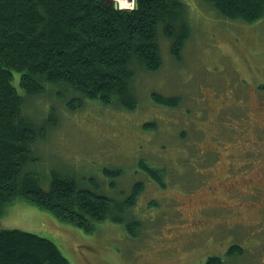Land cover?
<instances>
[{
  "label": "rangeland",
  "instance_id": "obj_1",
  "mask_svg": "<svg viewBox=\"0 0 264 264\" xmlns=\"http://www.w3.org/2000/svg\"><path fill=\"white\" fill-rule=\"evenodd\" d=\"M193 1L180 60L163 41V66L137 74L135 109L87 100L36 145L42 186L52 171L82 176L120 202L143 181L125 217L132 232L111 219L86 231L26 200L6 207L0 228L49 238L71 264H264V19L229 21ZM140 162L161 171L163 188Z\"/></svg>",
  "mask_w": 264,
  "mask_h": 264
},
{
  "label": "trees",
  "instance_id": "obj_2",
  "mask_svg": "<svg viewBox=\"0 0 264 264\" xmlns=\"http://www.w3.org/2000/svg\"><path fill=\"white\" fill-rule=\"evenodd\" d=\"M117 3L120 8L113 0H0V216L8 205L26 200L86 231L111 219L132 232L133 221L125 217L143 190V181L117 202L93 179L95 186L90 188L82 176L52 171L49 183L44 176L42 186L31 171L42 163L36 145L46 140L63 112L75 114L87 100L133 110L138 104L137 74L163 66V41L180 60L192 33L186 0ZM193 3L213 8L229 21L250 24L264 19V0ZM153 100L174 106L160 94H153ZM37 102L43 104L41 114L38 106L33 107ZM144 162L139 169L163 188L161 171ZM104 172L121 174L110 168ZM233 251L241 253L238 246L231 247L229 252ZM224 262L216 256L206 264ZM0 264L71 263L49 238L0 228Z\"/></svg>",
  "mask_w": 264,
  "mask_h": 264
},
{
  "label": "bare ground",
  "instance_id": "obj_3",
  "mask_svg": "<svg viewBox=\"0 0 264 264\" xmlns=\"http://www.w3.org/2000/svg\"><path fill=\"white\" fill-rule=\"evenodd\" d=\"M26 103V102H25Z\"/></svg>",
  "mask_w": 264,
  "mask_h": 264
},
{
  "label": "built area",
  "instance_id": "obj_4",
  "mask_svg": "<svg viewBox=\"0 0 264 264\" xmlns=\"http://www.w3.org/2000/svg\"><path fill=\"white\" fill-rule=\"evenodd\" d=\"M133 8V7H132Z\"/></svg>",
  "mask_w": 264,
  "mask_h": 264
}]
</instances>
